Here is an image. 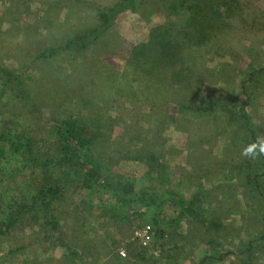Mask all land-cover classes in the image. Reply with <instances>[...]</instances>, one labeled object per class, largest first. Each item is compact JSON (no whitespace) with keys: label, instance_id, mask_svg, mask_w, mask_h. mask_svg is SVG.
Segmentation results:
<instances>
[{"label":"rangeland","instance_id":"obj_1","mask_svg":"<svg viewBox=\"0 0 264 264\" xmlns=\"http://www.w3.org/2000/svg\"><path fill=\"white\" fill-rule=\"evenodd\" d=\"M156 29L185 44L175 66L149 63ZM101 113L97 181L33 201L62 172L47 130ZM258 139L264 0H0V264L24 247L34 264H264V154L242 155Z\"/></svg>","mask_w":264,"mask_h":264},{"label":"trees","instance_id":"obj_2","mask_svg":"<svg viewBox=\"0 0 264 264\" xmlns=\"http://www.w3.org/2000/svg\"><path fill=\"white\" fill-rule=\"evenodd\" d=\"M184 5V4H183ZM198 9L200 5L196 6ZM155 37L154 41L147 43L146 45H151L157 47V53L155 54L152 62H149L151 65L158 66L159 65H169L175 66V63L178 61V50L180 47H184L185 44L181 42L173 43L171 40H165L163 33L159 32L158 29L155 30ZM190 34L185 33L183 39L188 37ZM174 41L178 40V37L173 39ZM141 51L139 54H142V51L146 47L145 44H141ZM177 52V54H176ZM30 105H32L30 103ZM184 110H186V106H183ZM109 118L105 115V113H101L99 115H95L93 117H86V118H79L78 120L84 121L85 124H79L77 120H70L68 123L67 128L65 131L60 129L59 127L48 129L46 134L47 141H51L57 137L59 140V146L61 150L64 152L62 159L58 158L55 159L57 161L56 166L59 170H61V175L57 177H48L45 172L39 177V183L37 184L38 187L34 189L33 193L31 194V199L33 201H39L43 204L47 201L49 204L51 200H54L59 197V193L61 195L66 192V189L63 185H60L62 181L71 182L72 184L79 185L82 188H88L91 184L95 183L96 181L94 178L98 175V173L102 170V161L100 159V155L98 152H94L92 145L95 144L96 141L101 139L100 137L103 136V132L100 128V123L111 122L112 120H108ZM242 123L245 127H250L251 123L247 120L246 116H241ZM114 120L111 122L110 128L113 126ZM255 137V133H253ZM27 136L25 135L23 139L25 140ZM29 141H33V138H27ZM45 139V140H46ZM240 140H237V143ZM87 145V148L83 151V147ZM22 147V148H21ZM33 145L27 146H20L21 150H15L17 153H21V151L27 149V154H33L32 152ZM75 147V148H74ZM81 148V149H80ZM82 152V154H81ZM81 155V157L79 156ZM174 157H170L165 167L162 170V174L159 176V179L162 182V185H169L172 184V180H170L172 172L171 162ZM28 161H34L30 159H26ZM242 175L248 173L249 169L246 167H242L240 170ZM253 178V177H252ZM251 178V179H252ZM36 179V178H35ZM0 182L5 183L6 180H0ZM76 186H72L76 188ZM0 187V193H4ZM14 191H17L14 190ZM7 192V189H6ZM31 204V201L27 200L22 207H28ZM85 226V223H84ZM60 246L65 251L67 249V245L64 244L63 239L60 236ZM24 255L25 258L22 264H34L32 260L29 259V254L27 253L29 248L24 247ZM79 256V254H77ZM38 264V263H35Z\"/></svg>","mask_w":264,"mask_h":264},{"label":"built area","instance_id":"obj_3","mask_svg":"<svg viewBox=\"0 0 264 264\" xmlns=\"http://www.w3.org/2000/svg\"><path fill=\"white\" fill-rule=\"evenodd\" d=\"M135 239H138V241L141 243L142 246L147 247L153 239V234L149 229H141L136 232ZM121 255L123 257H126L127 251L123 250L121 252Z\"/></svg>","mask_w":264,"mask_h":264},{"label":"clouds","instance_id":"obj_4","mask_svg":"<svg viewBox=\"0 0 264 264\" xmlns=\"http://www.w3.org/2000/svg\"><path fill=\"white\" fill-rule=\"evenodd\" d=\"M257 149H259V154H264V139H258L257 142L246 147L242 155L255 159L257 156Z\"/></svg>","mask_w":264,"mask_h":264}]
</instances>
